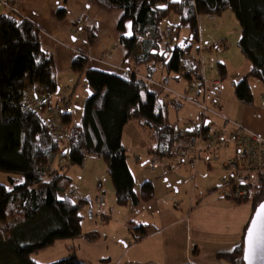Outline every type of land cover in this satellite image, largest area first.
<instances>
[{
	"label": "trees",
	"instance_id": "16d2710c",
	"mask_svg": "<svg viewBox=\"0 0 264 264\" xmlns=\"http://www.w3.org/2000/svg\"><path fill=\"white\" fill-rule=\"evenodd\" d=\"M109 10L122 12L118 24L120 45L127 56L121 73L115 75L88 68L89 56L80 53L72 72L83 79L88 96L80 114L62 113L61 129L50 128L34 110L41 97L51 99L59 92L54 60L41 46L40 30L14 9L0 15V172L11 174L10 187L0 185V264H37L32 256L63 240L85 238L96 241L100 234L82 231V209L92 200L76 203L71 197L69 169L82 167L89 156L102 158L107 166L118 206L138 208L154 197V186L146 182L141 196L135 192V179L128 165L127 149L122 145L130 122L143 123L153 131L158 147L151 155L173 159V147L180 136L167 116V102L160 104L163 92L151 80L140 77L145 69L150 79L164 68L165 81L185 79L203 86V72L197 75L184 63L190 46L182 48L176 36L188 29V40L198 41V18L222 16L232 11L241 27L239 48L251 64L250 72L234 84L235 95L243 105L253 104L250 79L264 85V0H96ZM171 15L179 18L172 25L173 38L164 36L162 25ZM59 20L65 18L58 11ZM131 23L132 35L126 36ZM175 37V38H174ZM96 33L89 31V44ZM221 77L227 70L219 65ZM202 70V69H201ZM33 93L35 101H29ZM180 105V101H171ZM79 110V109H77ZM208 131V130H207ZM64 163H61V161ZM249 196L234 199L236 204L252 202L253 216L264 200V174ZM252 216V218H253ZM104 213L101 219L108 221ZM252 220V219H251ZM251 222V221H250ZM129 231L135 241L149 235L148 226L131 222ZM245 229L242 243L218 259L230 264H245ZM196 255V254H195ZM53 264H85L70 255Z\"/></svg>",
	"mask_w": 264,
	"mask_h": 264
},
{
	"label": "crops",
	"instance_id": "0c3cea01",
	"mask_svg": "<svg viewBox=\"0 0 264 264\" xmlns=\"http://www.w3.org/2000/svg\"><path fill=\"white\" fill-rule=\"evenodd\" d=\"M4 1L40 30L41 46L54 60V72L58 80L59 92L51 99V108L56 109L59 118L63 113L64 103H72L77 96L75 91L77 85L82 84L87 92L84 80L79 79L72 72L73 62L80 53L88 54L89 69L112 75L121 73L120 71L124 69L123 63L127 52L120 45L121 34L118 31V24L122 17L121 11L106 9L96 0ZM5 10L7 9H2L0 12L3 13ZM60 10L65 12L63 20L57 17ZM81 18L86 21L80 22ZM131 29L132 25L129 22L126 24V36L132 35ZM90 30L96 33L93 45L89 44ZM159 72V79L156 78V74L150 79L146 78L145 69H141L138 73L144 80L164 85L167 83L165 72ZM251 80L254 79H250L249 82ZM157 85H154V88H157ZM28 98L33 102L36 99L33 93L29 94ZM86 98L79 106L83 105ZM262 101L256 102L253 94V104L240 103L234 120L235 124L241 125L247 132L264 137V99ZM176 106L181 107V105ZM137 123L138 127L149 135L147 154L142 157L138 156V163L149 169L151 150H155L158 143L152 130L141 122ZM209 128H212L211 123ZM123 140L124 134L122 137L124 146ZM222 152L225 151L214 153L209 150L204 154V158H212L214 154L219 157ZM226 157L229 156H225L224 160L215 164L203 163L196 172L189 166L165 159L163 167L158 170L160 173L158 176L162 178H157L155 182L151 179L144 181V183L151 182L154 186L152 200L143 202L138 208L120 207L115 200L109 203L106 201L107 207L103 211L108 219L107 227L109 229L115 226L118 229L113 231L114 234L111 230L108 231L112 238L118 240L112 241L118 258L116 264H230L218 259V255L233 253L241 245L254 209L252 202L236 204L230 198L225 197L223 191H219L218 185L229 176L228 171L221 164ZM213 165H219L220 168H212ZM165 167L169 168L167 172ZM129 168L134 179L135 174L139 176L140 171L137 170L138 173H135L130 166ZM185 168L188 171H182ZM158 171L150 172L155 174ZM189 171L195 174L190 177ZM99 184L98 182V187ZM136 186L135 179V192L140 197L141 188L136 189ZM97 190L95 189L91 196L97 194ZM74 194L78 199L76 193ZM97 196H104L105 199L107 197L102 191L95 198ZM90 198L83 199L92 200ZM85 208L86 206L81 213ZM81 215L84 221V215ZM131 222L148 226L149 235L135 241L129 231ZM95 230L83 231V234L99 233ZM118 231L120 233L116 234ZM69 248L71 249H69L68 256L74 255L81 262L92 264L90 261L84 262L79 257L74 245ZM107 258L111 260V255ZM33 260L39 264L36 259ZM103 260L107 259L98 257L96 262Z\"/></svg>",
	"mask_w": 264,
	"mask_h": 264
},
{
	"label": "rangeland",
	"instance_id": "374dc122",
	"mask_svg": "<svg viewBox=\"0 0 264 264\" xmlns=\"http://www.w3.org/2000/svg\"><path fill=\"white\" fill-rule=\"evenodd\" d=\"M1 14L2 12H0V15ZM178 23L179 18L175 15H171L170 18L163 23L162 30L165 31L168 27L178 25ZM198 30V41L191 42L188 40V29L180 30L179 35L176 36L177 42L182 48L190 46L183 61L185 65L192 68L197 75H200L201 72H203V77L206 83L212 81L221 82L222 89L220 91L211 90L207 101L212 110L216 108L213 102H217V108L223 119L210 116L209 121L211 123L212 131L232 133L235 129L233 125L235 123V113L240 106V102L235 95L234 84L242 80V78L251 70L250 62L245 58L239 48L241 27L234 13L229 10L222 16H200L198 18ZM221 44H224V48L219 47ZM219 65L224 66L227 70V76L224 79L221 77ZM160 71L163 72L164 69ZM155 74L156 78L159 79L160 72ZM166 76H168L167 73ZM173 76L175 75L170 74L168 82L164 83V85H157L154 82L151 83L158 86V89L156 87L153 89H160L163 92L162 96L167 97V116L170 124L182 132H185L190 126L199 123L202 119V110L199 108L198 104L204 102L203 95L201 94L203 87L199 88L196 83L189 84L185 79L177 82L172 79ZM250 83L255 101H262L264 99V85L257 80H251ZM75 91L77 96H75L72 104L79 109L77 110V113L80 114L82 105L79 106V104L88 96V93L85 91L82 84L77 85ZM173 93L183 96L188 100L178 99L181 107H177L176 104L171 102L174 100L173 98H175ZM138 125L139 124L135 121L130 122L123 133V143L127 149L128 164L135 173H138L137 170L140 171L138 174L139 176H136L135 174L136 189L139 187L141 188L145 179H151L155 182L157 181V178H162L158 176L160 174L158 170L157 173L153 174L150 169H146L138 163L137 157H142L147 154V142L149 139L147 132L139 128ZM228 140L230 146L227 149L222 150L225 152L220 154L218 157L219 161L224 160L225 156H229L228 158L226 157L225 160L232 159L235 155L234 141L230 138H228ZM212 168L218 169L220 166L213 165ZM182 171L188 170L185 168ZM68 174L72 178L70 191L76 193L78 196V199L75 200L76 203L80 201L79 199L82 200L85 197H91L90 199L93 201L92 206L87 205L84 209L85 211L83 210L81 213L84 215L83 231L96 229L95 231H99L100 236L96 241L91 242L86 239L58 241L52 247L33 255L32 259H36L39 264L57 263L69 257V249H71L69 247L74 245L76 247L75 251L79 253V257L84 262L90 261L92 264H116L118 258L114 252L112 241L114 242L118 240L112 238L108 231L111 230V233L114 234L118 229L115 226L108 229L107 221L100 219L101 214L98 213L97 207L94 204L95 196L99 195L100 191L107 195L106 201L108 203L114 202V200L116 203L115 189L112 180L107 173L105 161L97 156H89L82 167H72L69 169ZM193 174L195 173L189 171L190 177L193 176ZM10 177L11 174L0 172V185L10 187ZM258 178L259 177L256 176L253 181V191H255L256 187L259 185ZM98 182L100 183L99 187L97 186ZM218 186L220 187L221 183ZM95 189H98L97 194L91 196ZM101 213H104V211L102 210ZM118 233L120 232L118 231L116 234ZM109 255H111V260H108L107 258ZM98 257L107 260L96 262Z\"/></svg>",
	"mask_w": 264,
	"mask_h": 264
},
{
	"label": "built area",
	"instance_id": "2783aa9c",
	"mask_svg": "<svg viewBox=\"0 0 264 264\" xmlns=\"http://www.w3.org/2000/svg\"><path fill=\"white\" fill-rule=\"evenodd\" d=\"M2 9L12 10L13 8L5 2L0 0V11ZM86 19L81 18L80 22H85ZM164 36L171 40L173 38V31L171 27H168L164 31ZM224 48V44L219 46ZM159 69H164L162 65ZM202 95L204 102L198 104L202 110V119L199 123L194 124L188 128L191 132L189 135L180 136L173 147V159L179 164L189 166L196 172L197 168L203 163H218V157L214 154L212 158H204V154L209 150L214 153L221 150H225L230 146L228 138L232 139L235 144V155L232 159H227L221 162L222 166L228 171L229 176L221 181L220 191H223L225 197H232L234 199H242L254 190V179L256 176L264 174V137L257 134L247 132L241 125L233 124L235 129L232 133L227 132H215L209 128V117L215 116L223 119L217 108V102H213L215 109L212 110L208 104V95L211 90L220 91L222 84L220 81H212L206 83L203 80ZM200 93V92H199ZM174 100L178 99L188 100L183 96L173 93ZM167 101V97L162 96L159 100L160 104H164ZM48 105L47 99L41 97L37 104L34 106V110L41 116L42 120L52 129H61V119L56 109L51 107L43 108ZM52 109V110H51ZM63 113L77 114V108L71 102H65L63 105ZM175 132L178 134L182 132L173 126ZM208 130V131H207ZM165 158L157 155H151L148 162V167L152 172H155L163 167ZM61 163H64L62 160ZM169 168L165 167L167 172ZM71 197L76 199L77 197L72 192ZM94 204L97 207L98 213L102 214V210L106 209L107 202L104 196H97Z\"/></svg>",
	"mask_w": 264,
	"mask_h": 264
},
{
	"label": "water",
	"instance_id": "95a60500",
	"mask_svg": "<svg viewBox=\"0 0 264 264\" xmlns=\"http://www.w3.org/2000/svg\"><path fill=\"white\" fill-rule=\"evenodd\" d=\"M262 206H264V200L257 208L245 236V264H264V216L261 215ZM254 224L257 227L250 242L249 232L252 231Z\"/></svg>",
	"mask_w": 264,
	"mask_h": 264
},
{
	"label": "snow or ice",
	"instance_id": "6c2138e0",
	"mask_svg": "<svg viewBox=\"0 0 264 264\" xmlns=\"http://www.w3.org/2000/svg\"><path fill=\"white\" fill-rule=\"evenodd\" d=\"M261 215L264 216V206H262L261 208ZM257 225H253V229L252 231L249 232V239H250V242H251V238L253 237L254 233H255V229H256Z\"/></svg>",
	"mask_w": 264,
	"mask_h": 264
}]
</instances>
